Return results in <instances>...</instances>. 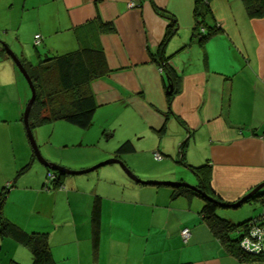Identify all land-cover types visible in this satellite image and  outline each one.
<instances>
[{"label": "crops", "instance_id": "0c3cea01", "mask_svg": "<svg viewBox=\"0 0 264 264\" xmlns=\"http://www.w3.org/2000/svg\"><path fill=\"white\" fill-rule=\"evenodd\" d=\"M198 6H208L203 18ZM4 8V40L26 65L81 44L101 47L106 56L109 72L91 83L98 106L89 127L44 123L67 132L64 147L89 150L49 160L83 170L120 158L150 181L199 185L195 169L202 166L208 175L205 193L138 183L121 166L66 174L60 188H48L47 167L35 168L23 122L28 90L6 52L0 54V186L11 175L34 195L30 210L7 201L4 217L28 232L48 233L57 264H264L230 253L203 212L207 196L235 204L264 182V16H250L243 0H6ZM203 27L212 33L204 40L198 36ZM168 70L176 82L172 94ZM127 141L134 151L119 153ZM122 176L129 178L125 185L117 184ZM96 197L97 248L91 222ZM245 203L251 207L241 214L228 209L244 203L219 206L218 214L239 220L235 224L263 214L259 199ZM6 242L25 251L11 264H31L27 247L1 238L0 248Z\"/></svg>", "mask_w": 264, "mask_h": 264}, {"label": "trees", "instance_id": "16d2710c", "mask_svg": "<svg viewBox=\"0 0 264 264\" xmlns=\"http://www.w3.org/2000/svg\"><path fill=\"white\" fill-rule=\"evenodd\" d=\"M243 1L250 16H264V0ZM208 10V6L205 9L203 6L197 7V12L201 13L202 18L203 12L207 13ZM202 18L198 17L200 19L198 20L199 25H202L201 23L204 22ZM172 23L171 21L169 27ZM214 28L216 29V27ZM169 33L168 31L167 35ZM211 35L212 33L207 32V30L204 32L198 31V36L202 40ZM0 44L2 43L0 42ZM6 52L4 45H0V54L3 55ZM8 56L10 57L9 54ZM21 62L32 78L36 89V99L29 114L32 130L44 123L56 120H64L82 129L89 127L98 106L91 83L94 79L100 78L109 72L106 56L101 47H89L81 44L77 50L72 52L53 56L46 55L35 67L29 64L26 65L22 59ZM168 74L171 76V81L169 80V82L173 84L172 93H174L176 87L175 80H172L174 73L168 70ZM118 151L121 154L129 153L134 151V147L130 141H127L119 147ZM34 158L33 154V161L35 160ZM33 161L24 169L26 170L31 166ZM204 167L195 169L196 174L200 178V184L197 186L202 190L206 189L208 181V175ZM47 170L48 173L52 172L55 174L54 179L49 182L48 188L52 185L53 188H60L64 184L63 178L66 174L58 173L48 168ZM173 191L176 192L175 194H191L197 190L194 191L192 188L181 186L174 187ZM6 198V192H0V237L3 239H13L27 247L32 256L31 264H57L51 251L48 233L28 232L2 215ZM251 199H259L264 204V189L260 192L258 191ZM219 206L220 203L217 201L208 199L203 207V212L215 235L219 237L228 251L242 262L264 261L263 252L253 253L245 250L241 245L242 239L252 233L251 222L256 218L254 217L243 223L235 224L218 215L217 210ZM256 217L259 218L257 225H263L264 220L262 215L260 214ZM91 222L93 230L92 240L94 246L97 248L101 225L100 197H96L93 202ZM180 264L192 263L184 262Z\"/></svg>", "mask_w": 264, "mask_h": 264}, {"label": "rangeland", "instance_id": "374dc122", "mask_svg": "<svg viewBox=\"0 0 264 264\" xmlns=\"http://www.w3.org/2000/svg\"><path fill=\"white\" fill-rule=\"evenodd\" d=\"M5 2H6V0H0V31H1L0 40L7 44V42L4 40V38L6 40H8L9 34H8V36H4L7 34V32L2 33V31H3L2 27L4 26V19H3L4 12H3V10H5V8H4ZM9 48L14 53H16L13 48H11L10 46H9ZM18 70H19V68H18ZM19 72L20 73H18V74H19L20 80H22V82L25 84V86L28 90L29 99H30L32 92H31V88L29 86V83L27 82L25 76L22 74V72L20 70H19ZM29 99H28V101H29ZM69 126H71L72 128H75V129L79 128L75 125H69ZM33 134H34V137H35V140H36V143H37V146H38V149H39L41 155L48 162H51V163H56V162H54L53 160H49V158L50 159L57 158L59 160H62L64 158V156L67 154L74 156V155H77V153L83 152L84 150H86V151L89 150L87 147H82L80 145L73 146V147H64V145H65L64 139H65V136H67L68 134L63 129L56 130L54 132L53 123L44 124L42 126H39L38 128L33 130ZM27 141L29 142L28 137H27ZM31 148L33 150L32 144H31ZM36 162H37L36 165L38 167H35V168H38V169L43 168V166H44L43 164H41L38 160ZM93 166H95V165H93ZM110 166H121V165H119V164L107 165V166L100 167L97 170H101V169L103 170L104 168H110ZM21 167L25 168L26 164H23ZM44 167L46 168V166H44ZM33 172H35V171L33 170ZM45 172H46V170H45ZM125 174H126V172H125ZM9 177H11V175L8 176V178H6V181L0 186V192L5 191L7 194V198H6L5 203L7 201L8 202L11 201L15 207H18L20 204V206L24 210H30V208L33 206V195L34 194L32 196H29L25 192L26 188L23 187V184H22L23 181L22 180L13 179V178H9ZM128 179H129L128 177L122 176V178L118 180L117 184L125 185L126 182L128 181ZM152 181H154V180H152ZM155 181H170V180H155ZM186 183L191 184V185H195V184H192V183L187 182V181H186ZM15 190H17V191H15ZM249 207H251L250 203H244L241 207H239L237 209L229 208L228 212H232V213L237 212L235 214H241L240 213L241 211H244V210H246V208H249ZM217 211L220 213L221 209L218 208ZM238 216H240V215H238ZM221 217L228 219L225 216H221ZM10 221H12V220H10ZM235 221H236L235 223H239V220H235ZM12 222H15V221H12ZM235 236H236V234H235ZM1 238L2 237H0V239ZM8 239H10V238H8ZM0 252H1L0 257H2V260H0V264H11V261H12L11 259L14 260L13 255H15L16 253H18V255L16 257L21 258V259H22L23 255L25 254L23 247H19L17 245L11 244L9 242H6L3 246V248H0Z\"/></svg>", "mask_w": 264, "mask_h": 264}, {"label": "water", "instance_id": "95a60500", "mask_svg": "<svg viewBox=\"0 0 264 264\" xmlns=\"http://www.w3.org/2000/svg\"><path fill=\"white\" fill-rule=\"evenodd\" d=\"M0 42L4 45V47L6 48V51L10 55V57L14 60V62L18 66L19 70L25 76V78H26V80L29 83V86L31 88L32 94H31V98L27 102V105H26L25 110H24L23 122H24V125H25V128H26L27 135H28V138L30 140V143L32 144L35 158L41 164H43L44 166H46L50 170H53V171L58 172V173H64V174H83V173H86V172H89V171H93L95 169H98L99 167L106 166V165H109V164H119V165H121V167L123 168V170L126 172V174L132 180H134V181H136L138 183H142V184H150V183L167 184V185H172V186H176V187L185 186V187H189V188H192L194 190H197L200 193H205V191L202 190L197 185H191V184H188L186 182H180V181H150V180H144V179L138 177L127 166V164H125V162L122 159H120V158L107 159V160H105L103 162H100V163L96 164L95 166H92L90 168L83 169V170H73V169H69V168H67L65 166L59 165L57 163L48 162L45 158H43V156L41 155V153H40V151L38 149V146H37V143H36L34 134H33V130L30 127V122H29L30 110H31V107H32L35 99H36V89H35L33 80L30 77V75H29L28 71L26 70L25 66L21 62L19 56L16 53H14L9 48V46L6 43H4L1 40H0ZM171 92H173V84L172 83H169L168 93H171ZM263 188H264V182L258 184L247 196H245L241 201H239L238 203H235V204H224L223 202L217 201L216 199H214L213 197H210V196H207V198L209 200L217 201L218 203H220V206L227 205L229 207H238V206L242 205L243 203L247 202L250 198H252V196H254L258 191H260Z\"/></svg>", "mask_w": 264, "mask_h": 264}, {"label": "built area", "instance_id": "2783aa9c", "mask_svg": "<svg viewBox=\"0 0 264 264\" xmlns=\"http://www.w3.org/2000/svg\"><path fill=\"white\" fill-rule=\"evenodd\" d=\"M201 31L204 32L205 28L203 27ZM40 42H41V36L36 35L35 44L39 45ZM154 157L157 160H161L163 156L159 152H155ZM54 177H55V174L52 172H49L47 176V181L50 182L52 179H54ZM262 218L264 220V211L262 214ZM258 219L259 218H256L251 222L252 233L248 234L242 239L241 245L247 251H250L253 253H260V252L264 253V224L257 225ZM182 235H183L184 241L187 242L190 236V229L188 227L184 228L182 231Z\"/></svg>", "mask_w": 264, "mask_h": 264}]
</instances>
